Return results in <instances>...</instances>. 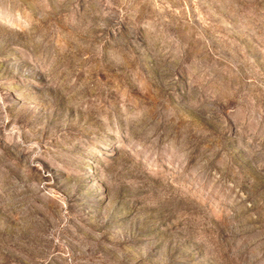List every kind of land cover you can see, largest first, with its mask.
<instances>
[{
	"label": "rangeland",
	"instance_id": "1",
	"mask_svg": "<svg viewBox=\"0 0 264 264\" xmlns=\"http://www.w3.org/2000/svg\"><path fill=\"white\" fill-rule=\"evenodd\" d=\"M0 264H264V0H0Z\"/></svg>",
	"mask_w": 264,
	"mask_h": 264
}]
</instances>
